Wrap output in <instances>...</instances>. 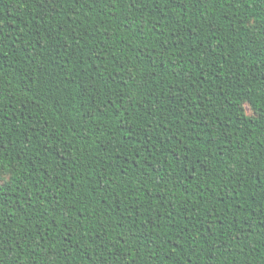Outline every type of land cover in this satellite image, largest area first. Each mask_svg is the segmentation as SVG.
Returning <instances> with one entry per match:
<instances>
[{
    "label": "trees",
    "instance_id": "16d2710c",
    "mask_svg": "<svg viewBox=\"0 0 264 264\" xmlns=\"http://www.w3.org/2000/svg\"><path fill=\"white\" fill-rule=\"evenodd\" d=\"M0 179V264H264V0H0Z\"/></svg>",
    "mask_w": 264,
    "mask_h": 264
},
{
    "label": "rangeland",
    "instance_id": "374dc122",
    "mask_svg": "<svg viewBox=\"0 0 264 264\" xmlns=\"http://www.w3.org/2000/svg\"><path fill=\"white\" fill-rule=\"evenodd\" d=\"M246 110H247V112H248L249 114H251V113H252V110L249 108V106H248V105H246Z\"/></svg>",
    "mask_w": 264,
    "mask_h": 264
},
{
    "label": "snow or ice",
    "instance_id": "6c2138e0",
    "mask_svg": "<svg viewBox=\"0 0 264 264\" xmlns=\"http://www.w3.org/2000/svg\"><path fill=\"white\" fill-rule=\"evenodd\" d=\"M3 182H4V181H3L2 179H0V185H2V184H3Z\"/></svg>",
    "mask_w": 264,
    "mask_h": 264
}]
</instances>
